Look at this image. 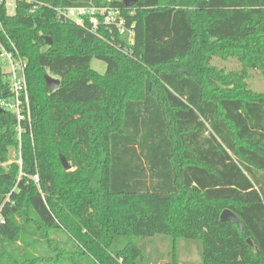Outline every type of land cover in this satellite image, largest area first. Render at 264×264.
<instances>
[{
	"label": "trees",
	"instance_id": "trees-1",
	"mask_svg": "<svg viewBox=\"0 0 264 264\" xmlns=\"http://www.w3.org/2000/svg\"><path fill=\"white\" fill-rule=\"evenodd\" d=\"M33 1L1 13L29 121L0 112V264H150L154 237L195 246L200 264H264V94L246 83L264 73V0ZM78 7L118 9L124 32L54 11Z\"/></svg>",
	"mask_w": 264,
	"mask_h": 264
},
{
	"label": "built area",
	"instance_id": "built-area-1",
	"mask_svg": "<svg viewBox=\"0 0 264 264\" xmlns=\"http://www.w3.org/2000/svg\"><path fill=\"white\" fill-rule=\"evenodd\" d=\"M19 3L31 6L33 12L39 5L33 0H0V63L4 65V82L8 87L10 97L0 99V109L13 113L18 122L29 121V96L25 78L26 62L20 56L16 46L4 30L1 13L5 17H12L16 13ZM59 18L83 26L85 20L89 22L92 30L99 25V18L104 26H114L120 33L124 32V20L116 8L78 7L69 9H55ZM18 131H20L18 129ZM3 219L0 215V223Z\"/></svg>",
	"mask_w": 264,
	"mask_h": 264
},
{
	"label": "rangeland",
	"instance_id": "rangeland-1",
	"mask_svg": "<svg viewBox=\"0 0 264 264\" xmlns=\"http://www.w3.org/2000/svg\"><path fill=\"white\" fill-rule=\"evenodd\" d=\"M211 64L222 69L226 73H238L242 69L241 64L235 59L223 61L213 58ZM90 68L99 75H103L106 71L105 63L96 59L91 60ZM5 71L3 65L1 67V72L4 73ZM246 83L251 92L264 94V73H261L258 70L248 71ZM10 162L19 163V152L15 148L9 149V163ZM67 163L70 168L66 172L74 171L75 169L71 167V164L69 162ZM51 238L56 239V241L60 243L64 241V238L60 236L53 235ZM144 244V257L150 264H200V256L195 246H189L186 248L185 244L181 241L177 242L176 245H172L171 240L166 237H154L151 240H145ZM44 250L40 251L41 255L54 256L53 253H45ZM30 252L39 255L38 251Z\"/></svg>",
	"mask_w": 264,
	"mask_h": 264
},
{
	"label": "water",
	"instance_id": "water-1",
	"mask_svg": "<svg viewBox=\"0 0 264 264\" xmlns=\"http://www.w3.org/2000/svg\"><path fill=\"white\" fill-rule=\"evenodd\" d=\"M123 2V4L128 8L133 6L138 0H121ZM46 44L50 45L51 41L49 38H45ZM44 81L46 86L48 87V89L52 92L58 89L59 87V81L55 78H52L48 75L44 76ZM2 110L0 109V112ZM59 161L61 163V166L64 168L65 171H68L70 166L68 165V163L66 162V160L64 159V157L62 155L59 156ZM219 221L220 222H232L235 224L236 228L239 230L240 233H242L243 229L241 226V223L239 221V219L237 218V216L235 214H233L231 211L229 210H223L219 216ZM246 242L252 246V243L250 240H246Z\"/></svg>",
	"mask_w": 264,
	"mask_h": 264
}]
</instances>
